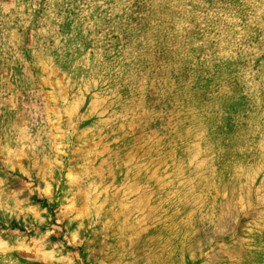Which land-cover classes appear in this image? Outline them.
<instances>
[{"label":"rangeland","instance_id":"rangeland-1","mask_svg":"<svg viewBox=\"0 0 264 264\" xmlns=\"http://www.w3.org/2000/svg\"><path fill=\"white\" fill-rule=\"evenodd\" d=\"M0 264H264V0H0Z\"/></svg>","mask_w":264,"mask_h":264}]
</instances>
